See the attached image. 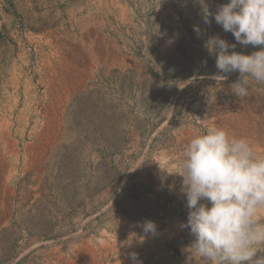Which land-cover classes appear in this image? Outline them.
<instances>
[{"label": "rangeland", "instance_id": "374dc122", "mask_svg": "<svg viewBox=\"0 0 264 264\" xmlns=\"http://www.w3.org/2000/svg\"><path fill=\"white\" fill-rule=\"evenodd\" d=\"M217 34L199 0H0V264H186L187 142L208 125L264 153V83L216 76Z\"/></svg>", "mask_w": 264, "mask_h": 264}, {"label": "clouds", "instance_id": "9594fccd", "mask_svg": "<svg viewBox=\"0 0 264 264\" xmlns=\"http://www.w3.org/2000/svg\"><path fill=\"white\" fill-rule=\"evenodd\" d=\"M204 24L212 19L234 36L230 43L219 34L209 36L205 48L215 57L216 76L238 72L231 84L238 97L248 96L251 82L264 83V0H226L213 12L199 0ZM199 35V25L193 26ZM251 46V53L237 51ZM183 149L178 166L168 174L182 177L191 242L183 249L197 264H264V153L247 138L221 127L203 126ZM145 235L157 226L147 220ZM134 264H142L133 252Z\"/></svg>", "mask_w": 264, "mask_h": 264}]
</instances>
